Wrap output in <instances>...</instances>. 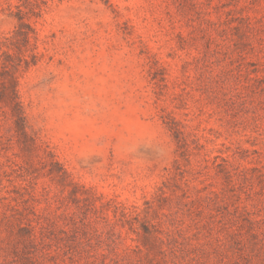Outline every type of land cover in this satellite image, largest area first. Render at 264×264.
<instances>
[{
  "label": "rangeland",
  "instance_id": "obj_1",
  "mask_svg": "<svg viewBox=\"0 0 264 264\" xmlns=\"http://www.w3.org/2000/svg\"><path fill=\"white\" fill-rule=\"evenodd\" d=\"M0 264H264V0H0Z\"/></svg>",
  "mask_w": 264,
  "mask_h": 264
}]
</instances>
